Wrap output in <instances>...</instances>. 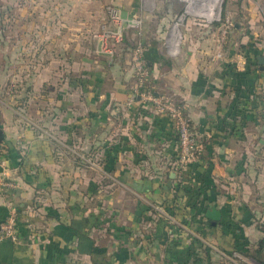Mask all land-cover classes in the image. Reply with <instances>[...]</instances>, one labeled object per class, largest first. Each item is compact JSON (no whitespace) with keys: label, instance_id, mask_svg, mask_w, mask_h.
I'll use <instances>...</instances> for the list:
<instances>
[{"label":"crops","instance_id":"obj_1","mask_svg":"<svg viewBox=\"0 0 264 264\" xmlns=\"http://www.w3.org/2000/svg\"><path fill=\"white\" fill-rule=\"evenodd\" d=\"M110 1L0 2V52L28 69L0 92V222L14 208L19 238L0 264H239L263 237L249 206L264 198L263 22L224 36L192 0L180 15L176 0ZM108 4L142 26L105 50ZM138 45L148 88L197 133L181 174L171 120L133 92Z\"/></svg>","mask_w":264,"mask_h":264},{"label":"built area","instance_id":"obj_2","mask_svg":"<svg viewBox=\"0 0 264 264\" xmlns=\"http://www.w3.org/2000/svg\"><path fill=\"white\" fill-rule=\"evenodd\" d=\"M113 30L103 34L104 41L110 37L115 42L122 40V28L127 25L133 29H139L142 26L140 18H131L124 21L119 16V10L109 9ZM211 20L222 23V34L225 36L227 32L233 28L234 21L228 14H221L218 5L217 14H214ZM103 42V49L107 50ZM143 48L138 45L135 49L134 60V94L140 96L143 100L149 102L151 108L157 113L164 114L171 120L177 136L178 155L175 162V171L179 174L185 171L188 163L194 158L198 149V136L195 128L192 126L188 115L185 113L183 104L173 101L165 95H155L148 88L149 71L142 58ZM264 74V70H263ZM0 187H11L9 182L5 180V173L0 172ZM9 240L13 243L18 242L16 230V211L10 208L2 222H0V241Z\"/></svg>","mask_w":264,"mask_h":264},{"label":"rangeland","instance_id":"obj_3","mask_svg":"<svg viewBox=\"0 0 264 264\" xmlns=\"http://www.w3.org/2000/svg\"><path fill=\"white\" fill-rule=\"evenodd\" d=\"M112 1H115V0H111L110 2L112 3ZM176 1L179 3L181 2L180 4H183L179 8L178 15L184 14L183 13L184 5L186 7L188 6L187 0H183V1L176 0ZM195 1H194L195 3L190 2V5L192 6V8L189 9V14L192 17H195L198 19H209L205 15H200L202 13L201 10L204 8H209L212 12H216V10L218 9V5H219L221 14H224V15L228 14L234 20L241 18L243 19L242 21H247L250 19V17L252 18V16L258 17L261 19V21L263 22V26H264V0H213V1L212 0H199V2H197L198 0H195ZM0 2L4 3L6 2V0H3V1L0 0ZM20 2L24 3V0H20ZM112 8L118 10V8L112 4H108L105 7L106 14L111 23H112L111 16H110L111 13H109V9H112ZM3 12L8 13V14L11 13V11L8 9H5ZM119 16H120V13H119ZM210 17H213V16H210ZM104 44L106 48H108L109 46V49H112L114 48V46H117V42H115L114 39H111L110 37L108 38V40L105 41ZM141 47L143 48L142 45ZM22 55L24 58L27 57V54H22ZM78 55L80 54H71V56L73 57L72 60H75L76 57H78ZM11 60H12V54L0 52V92L6 91L5 90L6 88H8V92L14 90L15 87L14 86L12 87L10 83L7 84L6 82L7 81L9 82L10 80H16L17 77H19L20 75H23L25 77L27 75L28 69L26 67L24 66L20 67L17 64L12 63ZM51 71H55V70L51 69ZM74 71H76V69H67V72L65 75H67V77L71 75L70 77H72V75H74ZM262 200H264V198L253 199L249 204V206L251 207V210L254 211L252 213V222L255 225V228L258 230V232L262 234L260 235L261 237L264 236V201ZM239 264H260V263L256 262L250 257H246Z\"/></svg>","mask_w":264,"mask_h":264},{"label":"trees","instance_id":"obj_4","mask_svg":"<svg viewBox=\"0 0 264 264\" xmlns=\"http://www.w3.org/2000/svg\"><path fill=\"white\" fill-rule=\"evenodd\" d=\"M241 252L245 254L246 256L252 258L256 262L260 264H264V236L258 241V243L256 244V247L253 248V250L243 249V251Z\"/></svg>","mask_w":264,"mask_h":264},{"label":"water","instance_id":"obj_5","mask_svg":"<svg viewBox=\"0 0 264 264\" xmlns=\"http://www.w3.org/2000/svg\"><path fill=\"white\" fill-rule=\"evenodd\" d=\"M258 64L261 66V68L264 70V56H259L257 58ZM118 110L115 109V116H117ZM0 140H1V132H0ZM204 216L207 220H209L212 224H216L221 219V213L218 209L215 207H212L205 211Z\"/></svg>","mask_w":264,"mask_h":264},{"label":"bare ground","instance_id":"obj_6","mask_svg":"<svg viewBox=\"0 0 264 264\" xmlns=\"http://www.w3.org/2000/svg\"><path fill=\"white\" fill-rule=\"evenodd\" d=\"M195 0H192V2H194ZM196 2V1H195ZM194 2V3H195ZM197 2H199V0L197 1ZM196 11V10H195ZM201 12L203 13V14H205L206 16H214V14H213V12H210V11H208L207 9H202L201 10ZM200 14V13H199Z\"/></svg>","mask_w":264,"mask_h":264}]
</instances>
